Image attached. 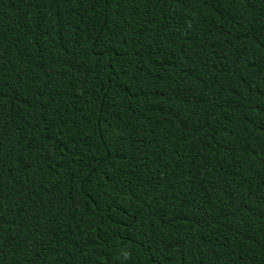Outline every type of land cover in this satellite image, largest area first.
Segmentation results:
<instances>
[{
    "label": "trees",
    "instance_id": "obj_1",
    "mask_svg": "<svg viewBox=\"0 0 264 264\" xmlns=\"http://www.w3.org/2000/svg\"><path fill=\"white\" fill-rule=\"evenodd\" d=\"M0 264H264V0H0Z\"/></svg>",
    "mask_w": 264,
    "mask_h": 264
}]
</instances>
